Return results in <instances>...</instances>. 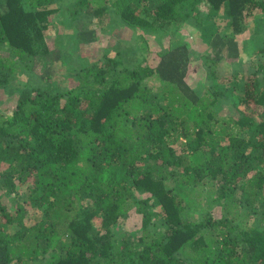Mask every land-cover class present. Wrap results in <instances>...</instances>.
I'll use <instances>...</instances> for the list:
<instances>
[{
    "label": "trees",
    "instance_id": "1",
    "mask_svg": "<svg viewBox=\"0 0 264 264\" xmlns=\"http://www.w3.org/2000/svg\"><path fill=\"white\" fill-rule=\"evenodd\" d=\"M257 13L264 0H0V94L16 101L0 109V264H264V44L249 78L237 70ZM192 25L209 85L188 82L180 37L154 65L117 44L77 54L75 85L56 75L104 29L163 45ZM191 194L209 206L200 218Z\"/></svg>",
    "mask_w": 264,
    "mask_h": 264
},
{
    "label": "rangeland",
    "instance_id": "2",
    "mask_svg": "<svg viewBox=\"0 0 264 264\" xmlns=\"http://www.w3.org/2000/svg\"><path fill=\"white\" fill-rule=\"evenodd\" d=\"M71 1V0H67ZM257 21V22H256ZM248 22H250L249 29H247L243 34H241L238 37L239 45L242 47L241 50V60L243 63L242 66H238V74L241 76L245 74V78H249L252 68V61L256 63L257 59L254 57V50L257 47H260L264 44V20L261 13H257L255 16H250L248 18ZM221 23V22H220ZM94 24H92L93 26ZM220 25L223 26L221 23ZM176 30V28L174 27ZM63 31L69 32L70 29L66 28L63 29L62 27L52 28L49 31V34H58ZM177 34L173 37H169V35L164 34L161 36L163 45H160L161 42H158L155 37H149L144 38L140 32L139 33L134 32L132 29L123 27L122 29H115L113 31H109L104 29L103 31L98 34V39L94 42H91L90 44H82L80 48H77L73 51V57H70L69 62L63 66L61 69H59L56 73V75L59 77V80H62V84L65 87H71L72 85H75L74 80V73L78 71L79 65H78V56L79 53L83 55L85 58H93L95 59L104 53L105 48H113L117 44H122V46H129L134 45L141 48L143 50L140 51V53L143 54L144 57L148 58V61H153V65L157 62V57L159 53H162L163 50L167 49L169 47V41L171 38H181L184 42L189 43L191 47V53H192V68L189 73L188 82L191 86L195 87L199 84H207L209 85V80L207 79L208 74V68L203 64V54L206 52L207 44L202 40V37L200 35V31L198 30V27L196 25L188 26L182 28V30L178 31L176 30ZM221 32H228L229 29L227 27H221ZM171 32V31H170ZM181 32V33H180ZM51 40V39H50ZM52 41V40H51ZM231 60H223L219 64L216 65L217 75L220 78L223 77H229L232 78L233 72H235V65L233 62H230ZM212 65V63H211ZM149 85H151L153 88H161L160 82L158 79L151 78L149 79ZM16 101L15 98L9 97L5 93L0 94V109L3 111H6L9 108H13ZM241 109L246 108L245 104H241L239 106ZM254 107V106H253ZM261 109H258L257 111L262 112ZM224 114L227 116H233L238 117V111L234 108L232 104H227L224 108ZM256 116H260L258 113H254ZM204 186H200V189L198 191H204L206 194L212 193L213 186L211 184L205 183ZM179 190V189H178ZM180 192H183L184 194L188 192V190H179ZM191 198H194L193 200H202V203L195 209H197V214L191 213L192 218H200L203 214H201L203 211L209 210V206L206 202V199L197 196L196 195H190ZM198 197V198H195ZM258 204V203H257ZM256 204V205H257ZM202 211V212H200ZM242 207L240 208H233L231 209V217L234 216L236 213H241ZM212 213L216 217H222L224 211L220 206H215L212 209ZM244 215V214H243ZM240 221L243 225H246L248 223V217L243 218ZM196 216V217H195ZM252 216V215H251ZM252 220L254 217H250ZM140 220L134 219L132 221L128 222V227L130 226L131 229L134 227L135 230H138L136 226H140Z\"/></svg>",
    "mask_w": 264,
    "mask_h": 264
}]
</instances>
